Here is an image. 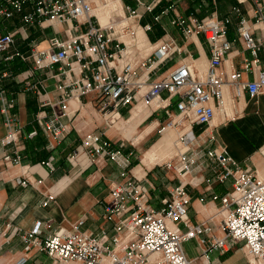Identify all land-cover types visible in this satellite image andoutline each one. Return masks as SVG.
<instances>
[{
    "label": "crops",
    "instance_id": "1",
    "mask_svg": "<svg viewBox=\"0 0 264 264\" xmlns=\"http://www.w3.org/2000/svg\"><path fill=\"white\" fill-rule=\"evenodd\" d=\"M142 5L125 7L136 9L138 19H134L137 28H141L149 44L168 43L178 49L171 51L169 57L158 67L161 76L168 74L181 64L190 65L195 70L205 71L209 61V45L202 35L185 36L180 29L171 24L176 16L187 17L193 14L197 19L209 17L225 18L227 39L231 50L224 58L220 71L227 76L231 71L241 70L244 60H251L237 34L241 18L253 36L262 42V50L257 53V70H264V22L256 19V4L262 8L264 0H142ZM153 7L146 11L145 7ZM236 8L238 12L233 9ZM163 12V13H162ZM159 16L155 20V16ZM8 30L19 26L17 20ZM149 26L144 30L143 27ZM66 24L33 25L27 27V38L15 37L14 45L0 54V139L7 132L5 118L12 115L18 128V141L15 145L0 150V264H15L26 257L25 264H57L35 245L28 252L20 236L30 230L35 223H40L38 239L51 235L55 230H70L80 223L79 229L97 239L104 246L112 247L115 217L107 220L105 203L109 200V188L120 180L119 167L105 157L89 156L81 146V140L88 133H97L115 144H122L121 151L130 154V173L140 180L147 194L148 205L160 210L163 202L170 197V190L179 184L184 185L189 196L186 219L191 224L207 222L211 231L209 236L220 238L223 233L219 227L220 215L217 214L219 202L213 201V195L223 196L231 189V179L220 181V168L215 167L204 157L198 161L186 175L167 170L162 163L166 156L152 165L142 163L141 157L160 138L158 126L175 114V98L164 100L159 108L149 106L143 110L138 121L125 125L123 130L115 129L114 122L119 118L128 119L131 110L119 108L117 113L102 114L93 101V95L79 99H69L65 114L61 109L59 93L55 89L59 76L58 66L37 69L30 57V50L48 48V40L57 37L66 39ZM135 32V29H134ZM74 35V33H71ZM19 53L21 56H15ZM12 57V58H10ZM65 70L67 67H63ZM76 76L78 68L72 63ZM66 73L72 76V71ZM251 80L252 73L243 74ZM29 84L32 88L27 87ZM224 105L230 104L229 113L216 109L213 120L208 126H194L192 131L195 141L192 150L226 152L240 168L255 171L264 176V90L253 98L246 93L235 97L231 87H223ZM5 104L7 113L2 111ZM223 105V107H224ZM52 112L63 115L60 121L65 125V133L56 141L46 131L42 123ZM141 116H144L142 119ZM149 128V129H146ZM35 131V134L28 136ZM150 141V142H149ZM17 152L20 156L18 166H4L1 162L3 152ZM176 153L178 149L174 150ZM173 154L172 158L176 153ZM138 154V155H137ZM49 157L53 158L54 171L49 172L42 165ZM25 170L30 181L38 184L22 187L16 185L14 178ZM208 218H211L208 220ZM208 220V221H207ZM169 226H172L169 224ZM185 230L183 224H179ZM185 256L192 264H250L249 257L242 244L231 246L227 251L212 250L200 257L204 249L198 239H191L182 244ZM149 258L146 264H152ZM62 264V263H61ZM66 264H78L70 262ZM108 264V263H103Z\"/></svg>",
    "mask_w": 264,
    "mask_h": 264
},
{
    "label": "built area",
    "instance_id": "2",
    "mask_svg": "<svg viewBox=\"0 0 264 264\" xmlns=\"http://www.w3.org/2000/svg\"><path fill=\"white\" fill-rule=\"evenodd\" d=\"M103 1V0H102ZM141 6L142 0H131ZM180 0H173L174 3ZM95 0H0V24L3 20H17L19 26L8 30L0 25V54L8 51L19 35L27 38L26 29L33 25L66 24V39L53 37L48 40V48L42 51L30 50V57L37 69L58 66L59 76L55 89L59 93V103L65 114L67 101L93 95V101L102 114L114 115L119 108H129L140 100L147 103H159L175 98V114L168 117L164 128L188 125L191 136L181 134L177 139V153L164 161L162 166L180 175L188 174L193 166L208 159L215 167L221 169L218 179H231V189L223 196L213 195L211 199L218 201L217 214L220 215L219 227L223 235L220 238L209 236L211 231L207 222L191 224L186 219L189 196L184 185L179 184L169 192L170 197L163 202L160 210L152 209L147 202V194L140 180L130 173V154L121 151L122 144H115L97 133H88L81 140V146L91 157H105L115 163L120 170V180L109 188V200L104 211L107 220L115 217L112 247L104 244L79 229L80 223L70 230L57 229L51 235L38 239L40 223L24 231L20 238L24 243V251L37 245L52 261L57 264L75 262L78 264H146L151 256L152 264H192L185 256L182 244L191 239H198L204 247L200 257L212 250L227 251L231 246L241 243L250 264H264V176L255 171L242 169L224 152L212 150H192L195 136L194 126H208L214 118L216 109H223V87H231L235 97L246 93L253 98L264 90V70H257V53L262 50V42L253 36L241 18L237 26V34L243 47L250 52L252 59L244 60L241 70L231 71L225 76L221 64L231 50L227 39L228 17L219 19L209 17L197 19L193 14L187 17L176 16L171 24L185 36L202 35L209 45V61L205 71L195 70L190 65L181 64L164 76L150 80L157 72L171 51H178L168 43H161L136 65H132L129 48L135 43L136 34L129 28L128 21L138 19L136 9L125 7L128 17L125 24L115 29L107 24L102 26L93 14ZM146 11L153 7L147 5ZM238 12L236 8L233 9ZM163 13V12H162ZM159 16H155L157 20ZM256 19L264 22L262 8L256 4ZM115 22L114 19H111ZM149 26L143 27L144 30ZM71 33H74L71 34ZM129 40V45L124 41ZM132 42H131V41ZM15 56H21L15 53ZM12 58V57H10ZM76 63L78 73L72 70ZM67 67L68 69H64ZM67 72L72 71V76ZM251 72L252 79H244L243 74ZM27 87H32L27 84ZM144 88H147L145 91ZM2 91H0V94ZM3 102L4 99L0 97ZM160 105L157 106L159 108ZM2 111L7 113L5 104ZM63 115L54 112L42 123L54 140L58 141L65 133V125L60 121ZM7 132L0 139V150L15 145L18 141V128L13 116L5 118ZM35 134L32 131L28 136ZM1 162L4 166H18L20 156L3 152ZM49 172L54 171L53 158L42 162ZM16 185L27 187L38 184L30 181L25 170L14 178ZM211 218H208L210 220ZM207 220V221H208ZM171 224L172 226H169ZM183 224L185 230H181ZM26 257H20L15 264H25Z\"/></svg>",
    "mask_w": 264,
    "mask_h": 264
},
{
    "label": "bare ground",
    "instance_id": "3",
    "mask_svg": "<svg viewBox=\"0 0 264 264\" xmlns=\"http://www.w3.org/2000/svg\"><path fill=\"white\" fill-rule=\"evenodd\" d=\"M95 4L96 5L93 7V14L102 26L109 24L116 29L119 23L125 24L126 15L124 16L122 3L120 0H95ZM114 14L120 16L122 19L119 22H112L111 19L113 18ZM135 39L137 49H139L140 52L144 54H149L151 51H153V49H155V47L158 46V44H149V42L147 41L148 39L146 40L141 28H137V34ZM124 41L129 45V40L124 39ZM146 45H148L147 48L144 47ZM146 89L147 88H144L143 90L145 91ZM149 106L155 108L158 105L153 100L149 103L144 100H140L138 104H136L131 110L130 117L124 120L119 118L117 122L113 123V127L115 129L123 130L125 128V125L129 126L130 124L134 123V121H138L137 118L139 117V114L143 110L148 109ZM223 108L227 115L230 116V104L226 103ZM143 117L144 116H141V118L139 119H142ZM172 118L177 121L176 115H172ZM176 128L177 127H171L168 129L164 128V131L160 138L151 146L150 149H148L142 155L141 161L143 164L150 166L158 159H162L163 157H165L167 154H169V152H173L175 148H177V139L181 134H186L189 137L191 136V131L189 130L188 125L184 126L182 130L180 128ZM150 260L152 261L153 258H151ZM103 263H108V260L104 258Z\"/></svg>",
    "mask_w": 264,
    "mask_h": 264
},
{
    "label": "rangeland",
    "instance_id": "4",
    "mask_svg": "<svg viewBox=\"0 0 264 264\" xmlns=\"http://www.w3.org/2000/svg\"><path fill=\"white\" fill-rule=\"evenodd\" d=\"M121 1V3H122V9H123V13H124V16L127 18L128 17V14H127V12H126V10H125V4H129L130 6H133L134 5V2H132L131 0H120ZM125 18V19H126ZM113 19L115 20V22H119L122 18L120 17V16H117V15H113ZM2 23L0 24L1 25V28H6V27H8V26H10V25H13L12 23H13V20H3V21H1ZM125 23H126V21H125ZM136 23H134L133 22V20H130V21H128V25H129V28H131L133 31H134V29H135V34H137V27H136V25H135ZM126 40V39H125ZM131 45H133L132 47H130L129 48V57H128V59H130V61H131V63H132V65H136L138 62H140L144 57H146L148 54H144V53H142V52H140V50L139 49H137V47H136V44L135 43H133V44H131ZM145 48H147L148 47V45H146V46H144ZM161 76V74L160 73H157V72H155L154 74H152L151 75V77H150V80H152V79H156L157 77H160ZM162 125H164V127L166 126V122L165 123H163ZM162 125H159L158 126V128L157 129H160V127L162 126ZM184 126H186V125H182V126H177V128H180L181 130H182V128L184 127ZM176 128V129H177ZM158 131V130H157ZM158 133V132H157ZM163 133V132H162ZM162 133H161V135H162ZM176 137H177V135H176ZM150 142V141H149ZM177 149V148H176ZM174 152L175 151H173V154H174ZM171 153V152H170ZM167 154L166 155V159H169V157H171L173 154ZM176 153V152H175ZM138 155V154H137Z\"/></svg>",
    "mask_w": 264,
    "mask_h": 264
}]
</instances>
